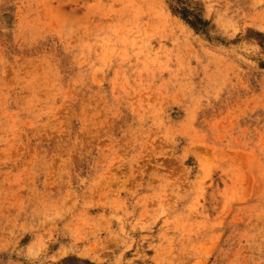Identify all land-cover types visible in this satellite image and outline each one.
Here are the masks:
<instances>
[{
  "label": "rangeland",
  "instance_id": "rangeland-1",
  "mask_svg": "<svg viewBox=\"0 0 264 264\" xmlns=\"http://www.w3.org/2000/svg\"><path fill=\"white\" fill-rule=\"evenodd\" d=\"M183 2L0 0V264H264V0Z\"/></svg>",
  "mask_w": 264,
  "mask_h": 264
},
{
  "label": "trees",
  "instance_id": "trees-1",
  "mask_svg": "<svg viewBox=\"0 0 264 264\" xmlns=\"http://www.w3.org/2000/svg\"><path fill=\"white\" fill-rule=\"evenodd\" d=\"M177 3L183 4L184 2L183 0H177ZM173 13L179 15L194 30H202L207 26V22L203 21L194 9L181 7L180 9H174Z\"/></svg>",
  "mask_w": 264,
  "mask_h": 264
}]
</instances>
